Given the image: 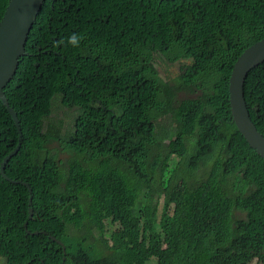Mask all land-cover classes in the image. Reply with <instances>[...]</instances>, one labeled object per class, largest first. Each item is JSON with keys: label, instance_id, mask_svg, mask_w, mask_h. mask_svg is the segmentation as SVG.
I'll list each match as a JSON object with an SVG mask.
<instances>
[{"label": "trees", "instance_id": "1", "mask_svg": "<svg viewBox=\"0 0 264 264\" xmlns=\"http://www.w3.org/2000/svg\"><path fill=\"white\" fill-rule=\"evenodd\" d=\"M29 34L3 88L23 132L4 172L31 184L33 217L0 175V264H264V158L229 93L264 0H45ZM157 59L179 73L162 79ZM243 94L264 134V64ZM18 143L0 101V163Z\"/></svg>", "mask_w": 264, "mask_h": 264}, {"label": "water", "instance_id": "2", "mask_svg": "<svg viewBox=\"0 0 264 264\" xmlns=\"http://www.w3.org/2000/svg\"><path fill=\"white\" fill-rule=\"evenodd\" d=\"M44 1L45 0H9L8 6L5 8L4 14L0 20V101L7 107L19 131V143L14 151L8 156H5L0 163V175L4 177L5 180L12 183L24 184L29 189V219L33 217V190L31 184L14 180L4 172L8 162L13 156L20 152L23 132L17 111L10 105L9 99L7 95H5L3 88L7 86L14 77L19 67L20 59L28 55L26 45L30 35L29 32ZM261 64H264V39H261L244 50L234 62L229 77V93L232 117L238 132L244 137L250 149H253L258 155L264 158V134L258 132L253 125L245 105L243 94V87L248 73ZM25 227L28 234H32L28 229V221H26ZM34 234H39V232L35 231ZM51 239L61 246L63 254H65L63 243L56 241L54 238Z\"/></svg>", "mask_w": 264, "mask_h": 264}, {"label": "rangeland", "instance_id": "3", "mask_svg": "<svg viewBox=\"0 0 264 264\" xmlns=\"http://www.w3.org/2000/svg\"><path fill=\"white\" fill-rule=\"evenodd\" d=\"M156 68L157 71L159 72V75L162 79L166 80V78H172L173 76H175L176 74L179 73L180 67L178 62H174V64H170V62H165L161 61L160 59L156 60ZM62 118H64L66 120V122L68 123L67 127H71V119L70 116L62 114ZM48 150L52 152L53 155H58L61 152V147L59 146V144L54 143L48 146ZM67 159H69V155L65 154V153H61L60 154V160L62 162L67 161ZM176 193L181 194V186H179L178 190H176ZM238 216L243 217L245 216V214L242 213H237ZM107 228H108V235H110L111 231H114L116 229H118V225H113L112 223H110V220L107 219ZM155 262L152 261L151 264H154ZM252 264H256V261H254Z\"/></svg>", "mask_w": 264, "mask_h": 264}, {"label": "clouds", "instance_id": "4", "mask_svg": "<svg viewBox=\"0 0 264 264\" xmlns=\"http://www.w3.org/2000/svg\"><path fill=\"white\" fill-rule=\"evenodd\" d=\"M83 39L82 35L79 33H72L68 38H67V43L72 45L73 47H78L80 40ZM63 43V41H62Z\"/></svg>", "mask_w": 264, "mask_h": 264}]
</instances>
